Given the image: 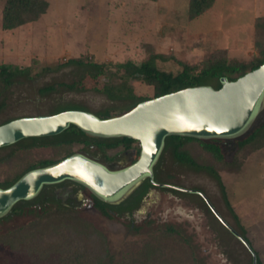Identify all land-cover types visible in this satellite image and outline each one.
Returning <instances> with one entry per match:
<instances>
[{"label": "rangeland", "instance_id": "obj_1", "mask_svg": "<svg viewBox=\"0 0 264 264\" xmlns=\"http://www.w3.org/2000/svg\"><path fill=\"white\" fill-rule=\"evenodd\" d=\"M48 2L46 12L34 22L10 30L0 23V63L30 68L17 75L0 97V123L68 109L88 111L99 118L106 109L110 114H122L134 101L110 99L102 91V72L68 60L85 57L95 62H140L145 46L150 45L154 51L173 57L158 59L157 65L174 71L181 68L176 60L196 63L217 48L225 49L230 59L242 61L256 54L254 19L264 15V0H215L194 19L188 17V0ZM3 3L0 0V20ZM72 83L73 88L66 87ZM131 84L136 94L152 95L150 85L139 80H131ZM217 85L216 79L209 78L200 86L217 89ZM50 86L55 87L47 89ZM262 110L264 91L249 121L257 120ZM35 143L30 139L2 146L0 157L24 148L53 155L50 149L34 147ZM81 148L82 144H74L76 152ZM161 149L152 167L154 182L187 191L153 184L140 200L137 194L128 200V205L139 203L135 208L112 210L109 217L93 207L88 192L77 184L68 180L43 188L46 184L40 187L37 203L0 219V234L28 225L43 207L54 209L63 197L73 218L104 236L111 256L105 264H252L247 246L219 220L209 202L231 228L249 239L264 264V147L248 153L238 170L221 169L220 181L205 170L176 161L169 146ZM224 149L225 160L233 161L234 145L226 141ZM131 150V154L125 153L116 146L105 151L117 159L113 164L105 158L99 161L119 168L133 157ZM83 152L100 159L105 156L93 145ZM4 175L0 166V180ZM144 180L128 187L113 202L119 203ZM53 189L57 200L42 202ZM169 227L173 232L167 235ZM158 248L159 255L153 253ZM54 258L41 262L0 243V264H57Z\"/></svg>", "mask_w": 264, "mask_h": 264}, {"label": "trees", "instance_id": "obj_2", "mask_svg": "<svg viewBox=\"0 0 264 264\" xmlns=\"http://www.w3.org/2000/svg\"><path fill=\"white\" fill-rule=\"evenodd\" d=\"M214 2L215 0H188V17L190 19L198 17L210 9ZM48 5V0H4L1 10V27L10 30L34 22L46 12ZM253 45L256 54L249 59L242 61L230 59L225 49L217 48L196 63L176 60L181 66L176 71L159 67L157 65L158 59L166 61L173 59V57L154 51L150 45L145 46L146 54L140 62H134L131 59L115 63L95 62L86 60L85 57L71 58L68 61L102 72L104 75L102 91L110 99H132L134 101L132 106H135L139 102L183 88L200 86L209 78L216 79L218 81L217 88H219L222 84L221 78L234 80L247 71L257 68L264 63V15L256 16L254 19ZM29 71V67H20L12 63H0V97L14 82L17 75ZM131 80H139L150 85L153 90L152 95L136 94ZM73 85V83L66 84V87L73 88ZM54 87L50 86L47 89L50 90ZM117 115L120 114H110L109 110L106 109L101 118ZM30 139L36 141L34 147L50 149L53 155L47 156L33 151L32 148H24L16 149L6 156L0 157V166H3L5 171L4 177L0 180V188L11 186L30 170L52 165L72 155L75 152L73 149L75 143L83 145V148L79 151L80 153L83 152L85 147L93 145L103 152L116 146L127 151L135 148L132 159H136L139 155L138 141L133 138L92 135L73 123H70L57 134L25 137L14 143ZM226 141L234 145V160L231 162L225 160L224 143ZM166 146H169L176 161L197 170H205L220 181L219 171L221 169L238 170L242 160L248 153L264 147V111L262 110L257 120L250 121L248 127L239 135L232 137H200L177 133L168 134L164 138L162 149ZM238 155H240V159ZM105 156L107 158L112 157L107 152H105ZM153 179L147 176L131 194L119 203L105 201L89 190L87 192L91 195L93 207L99 210L101 214L111 217L112 210L120 212L135 208L139 203L128 205V200L136 194V198L140 200L147 188L153 185ZM43 188H49V186ZM138 193H140V196H138ZM39 196L40 194L14 202L9 210L0 216V219L12 212H20L24 207L37 203ZM47 196H43L42 202L57 200L54 195ZM58 202L59 205L54 209L43 207L36 218L28 225L4 235L0 234V243L8 244L14 250L24 251L30 258H37L41 262L52 260L54 256L57 264L108 263L111 256L104 236L81 219L73 218L70 215V206ZM172 232V228L169 227L165 233L170 235ZM242 236L255 252L257 264H263L249 239L245 235ZM155 252L158 253L157 255H159V252L161 253L159 248L153 251V253Z\"/></svg>", "mask_w": 264, "mask_h": 264}, {"label": "water", "instance_id": "obj_3", "mask_svg": "<svg viewBox=\"0 0 264 264\" xmlns=\"http://www.w3.org/2000/svg\"><path fill=\"white\" fill-rule=\"evenodd\" d=\"M221 82L217 89L187 87L148 99L108 118H99L84 110L68 109L54 114L20 116L0 123V147L25 137L57 134L70 123L92 135L127 136L139 144L138 158L117 171H111L82 154H73L52 165L28 171L11 186L0 188V216L14 202L34 196L42 184L65 178L77 180L101 196H113L141 176H152L151 166L161 149L163 138L168 134L200 137L241 134L250 123L249 116L254 105L263 97L264 63L234 80L223 77ZM208 205L247 246L252 254V264H257L256 254L245 238L231 228L209 202Z\"/></svg>", "mask_w": 264, "mask_h": 264}, {"label": "flooded vegetation", "instance_id": "obj_4", "mask_svg": "<svg viewBox=\"0 0 264 264\" xmlns=\"http://www.w3.org/2000/svg\"><path fill=\"white\" fill-rule=\"evenodd\" d=\"M99 150V149H98ZM135 150V148H133V151ZM101 151V150H100ZM125 153H132V150L130 149V150H123ZM102 152V151H101ZM73 154H82V155H84V156H86V157H88L89 159H91V160H94V161H97V162H99V163H101L103 166H105L107 169H109V170H111V171H117V170H121V169H123V168H125V167H127V166H129L131 163H133L136 159H130V161L127 163V164H125V165H121L119 168H115V169H113V168H111V167H109L108 165H106L105 163H102L101 161H99V160H104V158H105V160H108V161H110V163H114V160H117V159H115V157H111V158H107L106 156H104L103 157V159H100L99 157H97V156H95V155H90V154H88V153H84V152H82L81 151V153L80 152H74ZM72 154V155H73ZM71 156V155H70ZM67 157H69V156H67ZM66 158V157H65ZM64 159V158H63ZM63 159H61V160H63ZM156 159H157V157H156ZM155 159V160H156ZM132 160H134V161H132ZM154 164V163H153ZM152 167H153V165L151 166V171H152V175H153V170H152ZM147 176H149V175H147V174H145V175H143V176H141L135 183H137V182H139L140 180H142L143 178H146ZM149 178L151 179L152 178V176L150 177L149 176ZM71 181V182H73L74 184H77L80 188H82V189H84L85 191H90L91 193H93L94 195H96L97 197H99L100 199H103V200H105V201H109V202H112V203H114L113 201L116 199V198H118L119 196H121V194L128 188V187H130V186H132V185H134L135 183H133L132 185H130V186H128V187H126V188H124V189H122V190H120L119 192H117L115 195H113V196H109V197H104V196H101V195H99V194H96V193H94L93 191H91L87 186H85L84 184H82L81 182H79V181H77V180H74V179H71V178H65V179H62V180H59V181H56V182H51V183H44V184H42L41 185V187L43 186V185H45V184H49L48 186L49 187H51V186H53L54 184H57V183H60V182H62V181ZM156 182H154L153 181V184L154 185H157V184H155ZM160 185H157V186H169L170 184H167V183H159ZM169 187H171V186H169ZM171 188H173V187H171ZM42 189V188H41ZM173 189H177V188H173ZM54 191H52V194L51 195H54L55 197L56 196H58L57 195V193L55 192V189H53ZM65 190L66 191H69V187L68 186H66L65 187ZM39 192H40V189H39V191L34 195V196H36V195H38L39 194ZM89 194V193H88ZM48 196H50V194H47ZM67 196H70V194H67ZM89 196L91 197V195L89 194ZM33 197V196H32ZM91 200H92V198H91ZM61 203H62V205H65V206H70V204H68V203H65L64 201H63V197H61V201H60Z\"/></svg>", "mask_w": 264, "mask_h": 264}]
</instances>
